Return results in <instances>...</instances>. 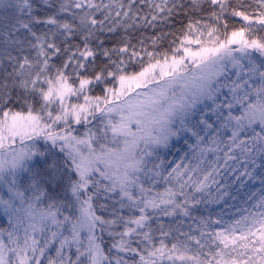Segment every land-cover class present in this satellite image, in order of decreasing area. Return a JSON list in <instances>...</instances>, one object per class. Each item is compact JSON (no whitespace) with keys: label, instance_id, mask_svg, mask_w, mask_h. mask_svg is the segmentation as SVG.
Returning a JSON list of instances; mask_svg holds the SVG:
<instances>
[{"label":"snow or ice","instance_id":"6c2138e0","mask_svg":"<svg viewBox=\"0 0 264 264\" xmlns=\"http://www.w3.org/2000/svg\"><path fill=\"white\" fill-rule=\"evenodd\" d=\"M253 2L0 0V264H264V196L238 220L193 215L221 169L264 184ZM189 133L169 168L161 150ZM177 216L196 228L160 219Z\"/></svg>","mask_w":264,"mask_h":264},{"label":"trees","instance_id":"16d2710c","mask_svg":"<svg viewBox=\"0 0 264 264\" xmlns=\"http://www.w3.org/2000/svg\"><path fill=\"white\" fill-rule=\"evenodd\" d=\"M55 2L58 5L60 0H55ZM97 2H99V0H97ZM105 2H107V0H105ZM232 3L233 5H235V0H232ZM244 4L249 5L247 10L250 12L253 10H258L257 5L253 2V0H244ZM142 9L144 12H147L148 10L146 5L142 6ZM179 19L181 18H177L176 22L167 25L161 24L156 31H159L160 29H163L165 32L176 31V29L181 26L179 23ZM240 23L243 22L241 21ZM235 26L238 27L239 23H237ZM120 31L122 32L123 30L121 29ZM152 32H153L152 29L145 30V34H151ZM168 39L171 40L172 37H169ZM109 46H111V41L109 42ZM167 46H168V41H165V43L161 47L166 48ZM97 92H99V90H97ZM82 131L83 129H81V132ZM41 144H43V142H41ZM173 149L174 147H172V150ZM56 151L58 152V149ZM160 154H164V152ZM49 162H51V158H49ZM249 167L251 168V166ZM256 171L257 173H259L260 170L257 169ZM223 173H224V177H227L230 174L229 171H225V170L223 171ZM237 175L238 173H233L232 177L225 183V185L228 186L227 187L228 195L224 196L222 200H219L218 202H214L216 201V198L219 196V192L217 191V189L209 194V196L207 197L206 204L203 203V199H205L206 195L205 194L197 195L198 198H201V203L195 205V208L193 209V215L196 217H205V218L211 217L212 221H215L219 218V219H223L226 222H229V221L238 220L241 216L248 215V211H256V209L253 206L259 201L261 196H264V184L261 183L260 176L257 175L256 179L254 180H250L247 177H241V180H243V185H241V182L236 179ZM223 186L224 185H222V189L224 190ZM158 187L162 190L164 185H159ZM230 200L233 202H230ZM72 211L75 215H79V212L77 211L76 208H73ZM64 214L67 215L68 211L64 210ZM160 219L166 225L168 223H174L175 221H183V223L180 226L186 225L192 220L188 217H183V216L160 217ZM6 226H7V218L3 217L2 214H0V227H6ZM97 234L99 235L100 233L98 232ZM103 235L105 241L103 246L105 248V251H107V248L111 246V239L107 236L106 233ZM158 235L159 234L157 233V236ZM55 247H58V244L54 245L53 251ZM48 255H52V254L50 253ZM45 262H46V258H44L43 260V263Z\"/></svg>","mask_w":264,"mask_h":264},{"label":"rangeland","instance_id":"374dc122","mask_svg":"<svg viewBox=\"0 0 264 264\" xmlns=\"http://www.w3.org/2000/svg\"><path fill=\"white\" fill-rule=\"evenodd\" d=\"M257 58H259L258 54H257ZM190 67H191V65H190ZM212 120H215V117H212ZM185 141H187V143ZM195 143H196L195 137H191L190 133L184 134L180 139L173 138V140L170 143L169 148L168 149H162L160 153L164 152V154H161V156L163 157V159L167 163L168 167L171 168V167H174L177 163H180L182 157L184 158L183 162L188 163V160L191 159V152H192V149L189 147V145H192ZM172 147H174L173 150H172ZM186 153H187V156H185ZM208 156H209V159L213 158L211 153H209ZM231 163L232 162H230V164ZM223 171H224V169H221V175L219 177H217V179L221 181V184L219 186L214 185L211 188L207 189L204 193H197V195H200V194L206 195L205 199H203V203L206 204L207 197L209 196V194L212 191L216 190L217 187H220V189L222 191L223 190L222 185H225V183L232 177V174H233L232 172H230V174L227 177H224ZM161 185H163V184H161ZM230 202H233V201L230 200ZM190 226H191V228L195 229L197 226V221L191 220V222H189L186 225L180 226V228L182 231H188ZM218 226L220 227V225H216V224L212 225V227L216 228V229L219 228ZM82 235H84V234H82ZM85 235H86V233H85ZM53 247H54V245L52 246V248L49 249V251L46 255L51 253L53 256H55V251H53ZM72 252L73 253L75 252V248L72 249ZM73 258L75 259L74 255H73ZM43 260H44V258H42V261ZM43 264H47V261Z\"/></svg>","mask_w":264,"mask_h":264}]
</instances>
